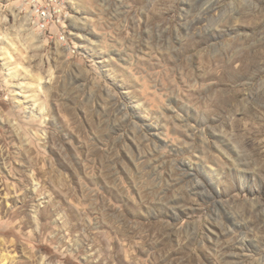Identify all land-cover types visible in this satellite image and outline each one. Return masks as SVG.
Segmentation results:
<instances>
[{"label": "rangeland", "instance_id": "1", "mask_svg": "<svg viewBox=\"0 0 264 264\" xmlns=\"http://www.w3.org/2000/svg\"><path fill=\"white\" fill-rule=\"evenodd\" d=\"M62 2L0 0V264H264V0Z\"/></svg>", "mask_w": 264, "mask_h": 264}, {"label": "built area", "instance_id": "2", "mask_svg": "<svg viewBox=\"0 0 264 264\" xmlns=\"http://www.w3.org/2000/svg\"><path fill=\"white\" fill-rule=\"evenodd\" d=\"M24 8H29L39 31L49 35H61L62 19L65 15L61 10L62 0H18ZM62 36V35H61ZM59 37L63 40V37Z\"/></svg>", "mask_w": 264, "mask_h": 264}, {"label": "bare ground", "instance_id": "3", "mask_svg": "<svg viewBox=\"0 0 264 264\" xmlns=\"http://www.w3.org/2000/svg\"><path fill=\"white\" fill-rule=\"evenodd\" d=\"M199 1L202 3L201 4L202 7H201L200 11H201V15H203V16L208 14V12H211V10L214 9V6L216 5V0H199ZM64 4L65 3L61 2V10H62V12H64ZM63 24H64V17L62 19V29H64ZM263 54H264V50H263ZM214 61L215 60H213V61L206 60L207 65L208 64L209 65H213Z\"/></svg>", "mask_w": 264, "mask_h": 264}]
</instances>
